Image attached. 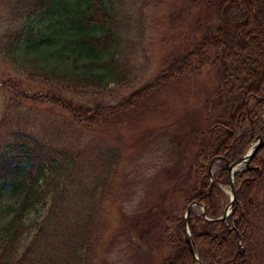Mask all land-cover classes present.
Masks as SVG:
<instances>
[{
  "label": "trees",
  "instance_id": "16d2710c",
  "mask_svg": "<svg viewBox=\"0 0 264 264\" xmlns=\"http://www.w3.org/2000/svg\"><path fill=\"white\" fill-rule=\"evenodd\" d=\"M14 1L18 17L0 57L28 62V75L49 89L26 93L9 82L15 106L0 118V205L9 200L0 224V264H93L121 162L118 148L79 149L57 136L56 142L40 139L23 130L21 114L11 123L15 107L24 99L51 103L69 116L64 129L111 126L174 82L209 70L218 82L202 101L208 125L189 171L193 181L180 206L164 197L151 215L160 232L156 245L167 251L160 264H196L184 239V213L192 202L206 208L205 216L192 209L188 218L201 264H264V145L247 169L234 174L231 214L215 220L227 200L224 162L247 154L264 132V0H212L216 22L151 82L130 68L122 0ZM110 85L130 95L112 106L74 98ZM219 160L223 166L212 184L210 163Z\"/></svg>",
  "mask_w": 264,
  "mask_h": 264
},
{
  "label": "rangeland",
  "instance_id": "374dc122",
  "mask_svg": "<svg viewBox=\"0 0 264 264\" xmlns=\"http://www.w3.org/2000/svg\"><path fill=\"white\" fill-rule=\"evenodd\" d=\"M13 5H16L14 0H0V49L3 52L8 40L4 35H8L10 28L14 29L18 17L17 11H12ZM122 6L128 25L129 46L125 50L131 54L132 72L139 80L143 77V82H151L172 56L192 50L203 31L216 22L212 0H122ZM27 68L28 62L14 64L0 57V118L15 106V100L11 99L13 94L9 92L15 85L26 93L40 94L49 89L39 78L30 77ZM212 73L209 70L204 76L174 82L141 109L128 113L120 123L111 126L64 129L62 124L69 116L47 102L32 103L24 99V104L14 108L11 123L17 124L15 116L21 114L23 130L40 139L51 137L56 142L57 136L64 144L70 143L79 149L114 147L120 150L115 195L105 208V227L93 264H160L166 257L164 244L156 245L160 232L151 215L164 197H168L172 206H180L183 192L193 181L189 171L200 133L208 125L202 101L205 92H211L218 82ZM9 82L13 84L11 89ZM130 91L110 85L105 91L78 93L74 98L84 103L112 106L130 95ZM61 128L63 135L59 134ZM221 166L220 160L212 164V176ZM222 190L227 197L224 210L230 197L227 187ZM8 201L3 200L0 205V224L7 220L4 212ZM192 209L194 214L200 215L198 206Z\"/></svg>",
  "mask_w": 264,
  "mask_h": 264
},
{
  "label": "water",
  "instance_id": "95a60500",
  "mask_svg": "<svg viewBox=\"0 0 264 264\" xmlns=\"http://www.w3.org/2000/svg\"><path fill=\"white\" fill-rule=\"evenodd\" d=\"M264 145V132L261 133V135L259 137H257L256 141L252 144L251 149L247 152V154H245L244 156H242L240 159L234 160L232 162H228L225 161L224 162V167L225 170L227 172L228 175V180H227V188L229 189V202L228 204L224 207V210L222 211V215L218 218H216L215 220L218 222H222V221H226L227 217L231 214L232 211V206L236 200V196H235V186H234V177L236 173L240 172L241 167H245V169H247L249 167V163L252 159V157L256 154V152L262 148V146ZM213 162L210 163V167H209V171H208V176H210L212 184H214V176H212L211 173V167H212ZM194 206H198L201 209V214L202 216H205V211L206 208L200 203L198 202H192L190 203L187 207H186V211L184 213V231H185V242L188 246L189 252H191L192 257H193V261L196 264H201L198 261V257L196 255V252H194V248H193V244L191 241V233L189 231V216H190V212L192 210V208Z\"/></svg>",
  "mask_w": 264,
  "mask_h": 264
}]
</instances>
